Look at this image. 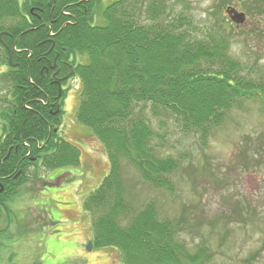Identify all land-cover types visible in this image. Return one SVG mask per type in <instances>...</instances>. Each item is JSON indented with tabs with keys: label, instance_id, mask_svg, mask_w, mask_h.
<instances>
[{
	"label": "trees",
	"instance_id": "16d2710c",
	"mask_svg": "<svg viewBox=\"0 0 264 264\" xmlns=\"http://www.w3.org/2000/svg\"><path fill=\"white\" fill-rule=\"evenodd\" d=\"M100 4L0 0V64L7 66L0 80L11 92L0 96V212L32 165L79 163V148L59 133L67 84L74 79L76 120L91 128L110 163L82 204L91 217L92 245L116 248L122 264H204L206 245L192 251L180 240V218H159L154 200L132 212L122 160L151 186L172 192L170 174L180 164L162 153L164 134L147 107L206 140L234 103L263 99L264 87L240 73L227 37H194L188 16L171 17L165 0ZM252 5L245 8L249 17L264 10ZM98 11L103 21L94 24Z\"/></svg>",
	"mask_w": 264,
	"mask_h": 264
},
{
	"label": "rangeland",
	"instance_id": "374dc122",
	"mask_svg": "<svg viewBox=\"0 0 264 264\" xmlns=\"http://www.w3.org/2000/svg\"><path fill=\"white\" fill-rule=\"evenodd\" d=\"M112 1L101 0L100 7ZM165 2L171 17L188 16L194 37L208 39L218 33L227 37L229 55L239 62L240 73L264 87V10L245 14L248 5L264 9V0ZM235 13L243 14L242 21L231 19ZM102 21L98 11L92 23ZM6 68L0 64V77ZM6 84L0 80V96L10 98ZM67 88L59 133L79 148V163L54 169L38 162L31 166L19 191L7 201V210L0 212V264H122L116 248L88 247L91 217L82 204L110 163L91 128L76 120L77 81ZM260 98L234 103L206 140L196 132H182L173 116H153L146 106L147 117L164 134L162 153L180 164L170 174L172 192L151 186L122 160L124 196L132 212L154 200L159 218H180V240L192 251L206 245L204 264H264V98Z\"/></svg>",
	"mask_w": 264,
	"mask_h": 264
},
{
	"label": "water",
	"instance_id": "95a60500",
	"mask_svg": "<svg viewBox=\"0 0 264 264\" xmlns=\"http://www.w3.org/2000/svg\"><path fill=\"white\" fill-rule=\"evenodd\" d=\"M231 19H232V20H235V21H238V22H239V21H242V19H243V14H242V13H241V14H236V13H235V15H232V16H231ZM88 247H89V249H90V247H91V242H90V241L88 242Z\"/></svg>",
	"mask_w": 264,
	"mask_h": 264
}]
</instances>
